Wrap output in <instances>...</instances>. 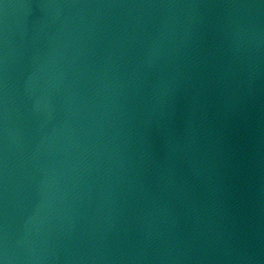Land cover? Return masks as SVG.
<instances>
[{
  "label": "water",
  "instance_id": "obj_1",
  "mask_svg": "<svg viewBox=\"0 0 264 264\" xmlns=\"http://www.w3.org/2000/svg\"><path fill=\"white\" fill-rule=\"evenodd\" d=\"M0 264H264V0H0Z\"/></svg>",
  "mask_w": 264,
  "mask_h": 264
}]
</instances>
